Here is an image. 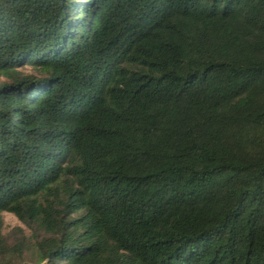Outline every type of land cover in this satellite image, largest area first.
Listing matches in <instances>:
<instances>
[{
    "label": "trees",
    "instance_id": "16d2710c",
    "mask_svg": "<svg viewBox=\"0 0 264 264\" xmlns=\"http://www.w3.org/2000/svg\"><path fill=\"white\" fill-rule=\"evenodd\" d=\"M0 264H264V0H0Z\"/></svg>",
    "mask_w": 264,
    "mask_h": 264
},
{
    "label": "rangeland",
    "instance_id": "374dc122",
    "mask_svg": "<svg viewBox=\"0 0 264 264\" xmlns=\"http://www.w3.org/2000/svg\"><path fill=\"white\" fill-rule=\"evenodd\" d=\"M25 72L27 74L37 75L36 71L31 67L25 69ZM2 80H4V78ZM3 218L5 223L4 234L10 238L11 243L15 242V238L19 239L22 235L33 240V232L29 230L15 215L4 213Z\"/></svg>",
    "mask_w": 264,
    "mask_h": 264
}]
</instances>
